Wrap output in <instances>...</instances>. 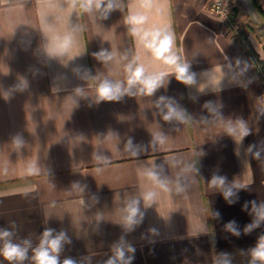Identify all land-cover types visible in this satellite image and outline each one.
<instances>
[{
  "label": "crops",
  "instance_id": "0c3cea01",
  "mask_svg": "<svg viewBox=\"0 0 264 264\" xmlns=\"http://www.w3.org/2000/svg\"><path fill=\"white\" fill-rule=\"evenodd\" d=\"M256 1L264 12V0ZM117 2L121 7L101 19L68 0H0V229L33 248L46 228L64 231L72 243L61 261L78 264H105L121 237L136 249L133 264H216L221 253L231 264H250L264 235V223L243 231L253 219L246 203L264 202V97L253 59L206 0H157L149 23L170 25L174 50L198 74V85L187 88L168 75L151 97L97 103L99 82L126 81L125 65L137 58L149 72L168 71L129 33L125 17L136 0ZM68 33L72 47L54 55L56 37ZM101 49L113 59L97 60ZM161 95L186 108L191 121H164L156 107ZM237 118L252 129L242 145L225 132ZM250 144L261 150L259 159ZM214 173L246 185L235 203L209 189ZM146 191L157 193L155 202L145 208L141 201L143 222L127 232L123 208ZM230 220L240 236L224 230ZM31 255L23 264H33ZM0 264L9 262L0 256Z\"/></svg>",
  "mask_w": 264,
  "mask_h": 264
},
{
  "label": "clouds",
  "instance_id": "9594fccd",
  "mask_svg": "<svg viewBox=\"0 0 264 264\" xmlns=\"http://www.w3.org/2000/svg\"><path fill=\"white\" fill-rule=\"evenodd\" d=\"M70 8H79L84 13H98L101 19H107L110 14L121 7L117 0H68ZM157 0H136V8L129 12L125 17V23L129 26V33L151 58L166 66L168 71L149 72L143 63L138 62V58L125 65L126 81H111L104 79L96 87L97 103L103 101H120L125 95L148 96L151 97L164 86L165 78L168 75L174 76L175 80L187 88L198 85V74L192 70V66L177 54L175 49V34L170 25H157L149 23L150 13L155 9ZM74 37L71 33L56 37L52 45L54 55L62 56L72 47ZM97 60L107 63L113 59V54L106 49H101L93 53ZM237 63H243L237 61ZM135 89V91H133ZM210 112L220 114L219 110L213 105L212 101H207L204 105ZM156 107L163 114L164 121L176 120L181 123L190 122L192 117L186 108L176 104L173 98L161 95L156 101ZM264 115V110H261ZM226 134L231 137L237 145H242L246 137L252 134L248 122L243 118L229 120L225 127ZM160 143L165 141L161 134L157 138ZM16 144H22V138L17 136ZM127 147L136 155L133 139L129 138ZM257 145L250 144L247 151L252 153L254 158L259 159L261 150L253 151ZM147 177L155 182L161 189L169 191L167 182L161 180L158 173L154 170L146 172ZM209 189L219 192L225 202L233 204L238 200V191L246 188V185L233 180L231 183L224 175L214 173L208 181ZM182 190V189H179ZM157 193L146 191L139 198L130 199L123 208L121 224L125 231L131 232L136 226L140 225L144 219V212L141 211V201L145 208L151 207L155 202ZM251 205L250 215L252 221L245 225L244 233H250L259 228L264 223V202L257 203L249 201L244 206L247 209ZM217 219L220 213L217 211L213 214ZM224 230L234 236H240L241 232L235 220H230L224 224ZM156 233V229H150ZM13 233L6 229H0V256L9 264H23L27 260L29 250L31 249V260L33 264H78V261L72 257H66L61 261V253L66 244H71V239L64 231L55 232L52 228H46L36 247H32L28 240L23 243L13 242ZM135 247L128 244L123 237L113 245L112 255L108 257L105 264H133L135 259ZM250 264H264V235L259 236L258 241L250 250ZM221 258L216 264H231L227 253H221Z\"/></svg>",
  "mask_w": 264,
  "mask_h": 264
},
{
  "label": "rangeland",
  "instance_id": "374dc122",
  "mask_svg": "<svg viewBox=\"0 0 264 264\" xmlns=\"http://www.w3.org/2000/svg\"><path fill=\"white\" fill-rule=\"evenodd\" d=\"M212 1L214 0H206L207 5ZM222 2L228 11V17L226 16L225 19L232 34L252 59L258 58L264 65V25L254 24L241 12L236 0H222ZM236 8L237 10H234Z\"/></svg>",
  "mask_w": 264,
  "mask_h": 264
},
{
  "label": "built area",
  "instance_id": "2783aa9c",
  "mask_svg": "<svg viewBox=\"0 0 264 264\" xmlns=\"http://www.w3.org/2000/svg\"><path fill=\"white\" fill-rule=\"evenodd\" d=\"M208 8L210 11H212L213 13L219 14L223 17H228V11L225 7V5L223 4L222 0H214L212 1L209 5ZM254 64H255V69L257 71V73L260 76L261 79V84H262V96L264 97V65L261 63L260 60H258V58H254L253 59Z\"/></svg>",
  "mask_w": 264,
  "mask_h": 264
},
{
  "label": "water",
  "instance_id": "95a60500",
  "mask_svg": "<svg viewBox=\"0 0 264 264\" xmlns=\"http://www.w3.org/2000/svg\"><path fill=\"white\" fill-rule=\"evenodd\" d=\"M241 12L249 17V19L257 25H264L261 15L253 4L252 0H236Z\"/></svg>",
  "mask_w": 264,
  "mask_h": 264
},
{
  "label": "trees",
  "instance_id": "16d2710c",
  "mask_svg": "<svg viewBox=\"0 0 264 264\" xmlns=\"http://www.w3.org/2000/svg\"><path fill=\"white\" fill-rule=\"evenodd\" d=\"M252 2H253V4L255 5V7L257 8L259 14L261 15L262 20L264 21V12H263L261 6L259 5V3H258L256 0H252ZM234 10H237V8L234 9ZM231 16H232V15H231Z\"/></svg>",
  "mask_w": 264,
  "mask_h": 264
}]
</instances>
